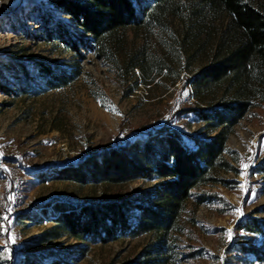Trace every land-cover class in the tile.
<instances>
[{"label": "rangeland", "instance_id": "rangeland-1", "mask_svg": "<svg viewBox=\"0 0 264 264\" xmlns=\"http://www.w3.org/2000/svg\"><path fill=\"white\" fill-rule=\"evenodd\" d=\"M54 1L0 0V264H69L67 260H71L70 264H127L135 261L140 250L151 242L150 234L93 243L69 233L49 239L43 235L59 215L56 203L77 206L120 200L149 187L153 181L139 178L120 184L82 182L59 178L55 169L90 153L118 147L134 134L164 123L201 137L215 135V131L206 134V122L193 112L177 114L178 109L191 105L202 110L217 107L198 101L191 89V78L209 62V51L194 47L185 38L180 19L172 16L163 34L157 29L146 32L149 46L166 53L172 70L165 68L159 73L155 69L147 76L141 68L127 63L129 51L143 41L144 30L126 28L123 45L112 46V60L82 45L80 53L61 40L53 24L50 35L39 18V11L47 8L55 17L67 21L77 36L83 35L77 21ZM199 1L183 0L187 5L200 4ZM224 19L217 18L215 25L220 26ZM38 60L80 72L69 84L56 87L43 79L35 65ZM1 83L13 92L5 91ZM227 148L226 157L239 171L222 170L219 176L235 181L236 187L223 183L208 187L225 193L236 206L234 213L221 215L209 199L196 204L194 191L183 215L186 226H190L189 219L196 210V241L206 250L202 264H223L240 218L256 211L255 215L264 220L262 176L251 174V167L264 156V101L235 125ZM4 168L17 183L12 202ZM15 200L18 205L14 210ZM172 264L191 263L181 257Z\"/></svg>", "mask_w": 264, "mask_h": 264}, {"label": "trees", "instance_id": "trees-1", "mask_svg": "<svg viewBox=\"0 0 264 264\" xmlns=\"http://www.w3.org/2000/svg\"><path fill=\"white\" fill-rule=\"evenodd\" d=\"M54 3L77 21V29L83 35L77 36L67 21L55 17L47 8L39 11V18L50 35L53 24L61 40L80 53L82 45L112 60L115 56L112 46L123 45L126 28L144 30L143 41L129 51L127 63L132 68H141L147 76L155 69L160 73L167 68L170 72L172 65L166 53H158L149 46L146 32L157 29L163 34L172 16L178 17L185 27V38L198 50L209 51V62L191 78L193 96L217 107L202 110L191 105L177 111L196 114L206 122V134L215 131L211 137L164 123L134 134L118 147L58 165L55 171L59 178L113 184L141 178L153 183L120 200L77 206L56 203L59 215L43 237L56 238L69 233L93 243L150 234L151 242L140 250L135 261L127 264H172L181 257L188 258L191 264H202L206 250L196 241L199 237L196 210L192 211L190 226H186L183 215L194 191L196 204L209 199L221 215L232 214L236 209L225 193L208 185L223 183L236 187L235 181L219 176L222 170L239 171L226 157L227 142L235 125L252 107L264 101V0H200V4L188 5L183 0H55ZM221 17H225L224 22L216 26L217 18ZM35 65L43 79L56 87L69 84L80 72L46 60H38ZM1 87L13 92L5 84L1 83ZM251 172L262 176L264 190V156L258 165L251 167ZM6 174L11 185L8 198L12 202L17 183L8 169ZM249 191L250 195L251 188ZM255 212L240 218L234 227L235 238L227 247L223 264H264V220ZM69 261L66 263H72Z\"/></svg>", "mask_w": 264, "mask_h": 264}, {"label": "snow or ice", "instance_id": "snow-or-ice-1", "mask_svg": "<svg viewBox=\"0 0 264 264\" xmlns=\"http://www.w3.org/2000/svg\"><path fill=\"white\" fill-rule=\"evenodd\" d=\"M244 167L247 168L248 165H245ZM237 211H240V210H237ZM241 215H242V212H241ZM228 234H229V239H231V237H232V230L231 229L228 230Z\"/></svg>", "mask_w": 264, "mask_h": 264}, {"label": "built area", "instance_id": "built-area-1", "mask_svg": "<svg viewBox=\"0 0 264 264\" xmlns=\"http://www.w3.org/2000/svg\"><path fill=\"white\" fill-rule=\"evenodd\" d=\"M17 205H18L17 200H15L14 205H13V209H14V210L16 209V206H17Z\"/></svg>", "mask_w": 264, "mask_h": 264}]
</instances>
